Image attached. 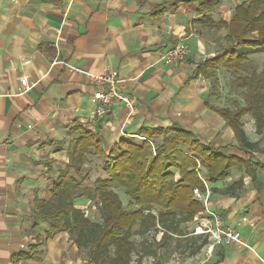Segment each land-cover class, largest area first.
Masks as SVG:
<instances>
[{
  "label": "crops",
  "instance_id": "crops-1",
  "mask_svg": "<svg viewBox=\"0 0 264 264\" xmlns=\"http://www.w3.org/2000/svg\"><path fill=\"white\" fill-rule=\"evenodd\" d=\"M230 1L221 7L232 13L217 17L216 7L211 18L229 20L241 0ZM171 2L0 0V264H89L67 231L45 238L48 224L35 214L37 201L50 199L53 183L89 179L96 170L91 163L100 157L93 154L80 173L69 165V131L77 125L97 133L104 150L121 137H137L140 126L177 124L225 153L247 157L210 108L209 79L191 77L197 62L223 52L226 30L204 25L194 6ZM178 41L187 44L188 57L164 64L161 55ZM67 65L93 74L115 70L131 108L116 99L108 116L90 122L96 84ZM23 77L33 86L20 94ZM98 176H104L101 168ZM237 181L241 185L233 186ZM208 187L209 208L221 212L243 244L197 246L182 264H264V168L254 164L252 174L232 168ZM76 189L73 204L82 210L84 185ZM191 230L183 236L201 238ZM156 256L149 254L145 264Z\"/></svg>",
  "mask_w": 264,
  "mask_h": 264
},
{
  "label": "trees",
  "instance_id": "trees-1",
  "mask_svg": "<svg viewBox=\"0 0 264 264\" xmlns=\"http://www.w3.org/2000/svg\"><path fill=\"white\" fill-rule=\"evenodd\" d=\"M221 0H172L194 6L204 25L217 30L224 28L227 42L223 52L200 60L191 77L200 75L210 79L218 67L232 68L247 60L248 55L264 51V0H241L229 20L212 19L209 12ZM239 85L248 86L250 93L238 108H212L229 126L236 146L247 157L225 153L220 146L204 143L191 130L177 124L168 127L140 126L138 137H121L104 150L97 133L82 125L70 129L73 136L68 149L71 167L79 173L91 154L101 158L104 176L94 181L93 192L98 199L102 221L96 222L73 204L72 190L82 188L88 174L76 182L57 181L51 188L48 200L39 199L36 213L48 224L45 238L58 231H67L80 251L85 252L89 264H129L130 252L135 249L131 238L133 227L139 225L143 234L156 223L169 232L181 234V225L202 211L203 204L194 198L193 189L204 191L198 172L209 184L223 181L232 168H245L252 174L250 163L257 142H250L243 130L241 118L248 114L256 122L258 131L264 130V77L250 86V79H236ZM213 86V85H212ZM259 150V149H258ZM256 167L264 168L261 161ZM199 164V168L197 169ZM233 186H240L237 181ZM116 189L128 197L125 208ZM89 188L84 186V194ZM152 209L157 211L154 213ZM160 225V226H161ZM39 243L28 248L31 255ZM25 254V255H26ZM27 255L25 257H27Z\"/></svg>",
  "mask_w": 264,
  "mask_h": 264
},
{
  "label": "rangeland",
  "instance_id": "rangeland-1",
  "mask_svg": "<svg viewBox=\"0 0 264 264\" xmlns=\"http://www.w3.org/2000/svg\"><path fill=\"white\" fill-rule=\"evenodd\" d=\"M229 1L230 0L220 1L216 9L218 15L215 14V16L219 17V15H221L222 17H226L229 13H232V11L229 12V8H225V6L221 7L223 4L230 5ZM239 77L240 79H250L251 87H254L257 81L264 77V51L253 53L245 62L235 65L232 68L224 69L218 67L214 69L208 80V97L210 104L216 107L227 106L232 109L242 106L250 91L247 85H239L240 82L236 80L237 78L239 79ZM241 120H243V130L247 139L252 143L257 142L256 148L259 149L252 151L251 165L253 166L255 164L254 162L257 160L264 162V130L258 131L256 129L257 125L255 119L248 114L244 115ZM234 147L239 149L235 145ZM99 161L101 162V158H97L94 163H91V166L96 168L95 172L89 165L84 167L85 169L91 168L92 171L90 174L91 177L89 176L90 178L83 182V185L87 186L89 191L85 194V206L82 210L85 212L86 216L96 222L102 221V211H100L98 199L93 192V181L100 170ZM80 191L73 189L72 195ZM116 191L118 196H120L123 206L127 208L128 206L126 207V204L128 197L124 195L121 189H116ZM152 210H154V213L157 211L156 209ZM160 225L161 224L156 223L155 226H151L149 230L142 235L138 233L139 225H134L132 230L133 234L130 239L134 241L135 249L130 252V264H145L149 254L158 255L155 261L152 258L149 264H164L163 261H165V264H182V260L186 257L187 253H192L194 248L197 249V246L201 247V245L207 248L210 245V241L202 235L200 236L201 238H197V240L192 238V236H183L189 233L191 223L186 222L181 225V234L166 231L162 225ZM160 231H162L161 240L157 241L160 239H156Z\"/></svg>",
  "mask_w": 264,
  "mask_h": 264
},
{
  "label": "built area",
  "instance_id": "built-area-1",
  "mask_svg": "<svg viewBox=\"0 0 264 264\" xmlns=\"http://www.w3.org/2000/svg\"><path fill=\"white\" fill-rule=\"evenodd\" d=\"M189 54V48L184 41H178L173 43L164 52L160 61L166 63H179L186 60ZM57 62L54 60L52 63ZM70 70L82 73L87 80L96 84V88L92 92V98L95 103L94 108L90 112L89 121L95 122V120L104 118L112 112L111 105L114 100L118 99L125 104L129 109L131 108L130 98L127 94L122 93L119 90V78L117 73L112 68L103 70L101 73H91L81 68L77 69L70 65H67ZM21 88L19 93L30 90L33 83H29L25 77L21 78ZM138 137V136H137ZM199 168V164H197ZM198 177L202 179L205 189L204 191L194 188V198L201 201L203 204V210L196 213L190 220L193 223L191 232L193 234L204 236L210 241V248L216 246V244L230 243L231 241L239 242L243 244L239 232L233 228L228 227L222 222L221 212L218 209L209 208V187L207 181L202 177L201 172H198ZM244 220V218H243Z\"/></svg>",
  "mask_w": 264,
  "mask_h": 264
}]
</instances>
